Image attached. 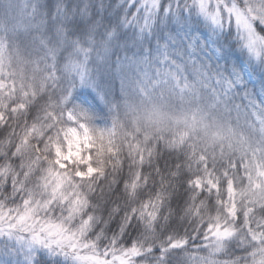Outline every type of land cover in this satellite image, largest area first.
Listing matches in <instances>:
<instances>
[{
    "label": "snow or ice",
    "instance_id": "1",
    "mask_svg": "<svg viewBox=\"0 0 264 264\" xmlns=\"http://www.w3.org/2000/svg\"><path fill=\"white\" fill-rule=\"evenodd\" d=\"M249 4L0 0V47L19 41L49 73L31 90L0 73V264H180L189 238L184 216L173 223L177 208L196 220L191 239L205 247L233 238L224 233V221L237 219L226 171L217 176L201 159L185 175L179 163L140 151L126 166L112 150L106 163L87 121L103 118L135 73L199 87L264 124V0ZM73 58L98 78L69 76L61 65ZM207 202L218 211L205 219ZM157 229L161 237L149 240Z\"/></svg>",
    "mask_w": 264,
    "mask_h": 264
},
{
    "label": "trees",
    "instance_id": "2",
    "mask_svg": "<svg viewBox=\"0 0 264 264\" xmlns=\"http://www.w3.org/2000/svg\"><path fill=\"white\" fill-rule=\"evenodd\" d=\"M18 2L22 5L24 0H18ZM0 51L2 53V55L0 53V65L6 63L8 67L11 66L4 68L5 70L0 66V73H3L6 79L15 80L17 88L19 82L20 85L25 86L32 82L35 85L33 88L43 89L49 73L44 65L35 63V56H29L19 41L9 42V46L0 47ZM95 55L93 53V57ZM85 63L73 58L61 67L69 76L76 74L79 69L78 79L81 75L98 78L99 74L92 71L93 65L88 64L86 69ZM8 73L11 75L9 76ZM22 77H25L26 82L21 80ZM179 92L181 91L175 89L171 83L161 84L156 79L149 80L142 75L130 73L124 87L118 90V95L111 98L106 115L103 118L97 116L89 122L96 134V144L100 148L101 158L107 163L108 153L115 150L127 166L130 160L129 152L140 151L146 158L151 154L153 163L160 161L162 164L161 158L168 159L173 165L179 163L185 175L190 171L195 173L200 167L201 159L207 160L209 170L217 176H221L226 171L230 189L227 192L228 203L235 209L233 215L237 219L228 218L224 221L226 223L224 231L233 238L216 248L205 247L199 237L195 240L191 239L194 235L196 220L177 208L173 223L174 225L179 223V218L184 216L183 227H187L189 238L187 250L178 254L181 257L180 264H223L226 258L229 264H257L264 256V227L258 226L264 225V203L258 199L262 198L263 192L259 187H255L249 193L248 188L252 187V180L256 174L251 159L260 148L257 144H250V141L256 142L259 136L255 134L253 128L246 125L241 127L243 133L229 134L228 127L235 121L227 122L223 112L211 109L210 97L203 90L198 100L189 94L181 93L179 97ZM159 105L164 107L166 114L167 112L176 114L184 112L188 116L190 113L193 121L203 118L204 124L208 125L206 128H201L202 121H200L197 123L199 126L195 127L192 126L194 122L187 121L185 122L186 130L183 131L177 118H175L177 124L175 120L168 119L157 123L153 109L155 110ZM195 108V111L191 110ZM151 109L154 113L152 116H150L151 113L149 114ZM238 129L239 126H235L236 132ZM238 143L243 145L242 148L237 147ZM149 171L150 169L146 166L145 172ZM257 181H259L258 178H256ZM224 195V181L221 177V196ZM173 207H175V201H173ZM217 211L212 202H207L203 210L205 219L208 215L215 217ZM219 212L223 216V210ZM183 227L180 228L181 235L184 234ZM218 230L220 231L219 226L216 231ZM147 236L149 240H158L161 232L157 229L155 232L148 233ZM210 243L214 244L215 241ZM241 249H247V251H241ZM225 250L228 253L227 257L221 255V252ZM194 257L200 259L196 260ZM241 257L246 259L242 260Z\"/></svg>",
    "mask_w": 264,
    "mask_h": 264
},
{
    "label": "rangeland",
    "instance_id": "3",
    "mask_svg": "<svg viewBox=\"0 0 264 264\" xmlns=\"http://www.w3.org/2000/svg\"><path fill=\"white\" fill-rule=\"evenodd\" d=\"M255 2H256V0H250V4H249L250 9L255 6ZM250 14H252V13L250 12ZM0 53H1V51H0ZM1 55H2V53H1ZM0 66L3 67V69L4 68L7 69V68L11 67V66L8 67V65L6 63L3 65L1 64ZM8 75L10 76L11 74L8 73ZM8 75H6V76L8 77ZM22 78L23 79H21V80H24L26 82L25 77H22ZM5 79H6V77H5ZM28 80H31V79H28ZM18 85H19L18 86V88H19L21 86L20 82L18 83ZM22 85L25 86L24 84H22ZM171 85L175 89L181 91L178 93L179 97H180L181 93L183 95H186V94L192 95V97H194L196 100H198L201 97L202 90H200L199 87L193 88V87H185L183 85L175 86L172 83H171ZM34 86L35 85L32 82L26 84V87L29 90H31ZM147 91H149V89H147ZM237 103H240V102L237 101ZM209 104H210L211 109L223 112L226 116L225 120H228L227 122L235 121V122H232L231 126L228 127V131L230 132L229 134L233 133V135H236L237 133H243V130L241 129V127H244L246 125V126L253 128L255 134L259 136V140H256V142H253L252 140L250 141V144H252V143L257 144L258 146H260V148L255 152V155L251 159V160H253V167H254L256 174L252 180V187L248 188V192L251 193L252 192L251 189H254L255 187H257V188L259 187V189H261L263 192V196L261 199L260 198H258V199L261 203H264L263 202L264 201V164H263L264 163V124L255 123L254 118H253L254 113L247 112L244 109L237 111L234 107H231L230 105L226 106L224 104H218L214 100H212L211 98L209 99ZM167 105H170V104H167ZM191 110L195 111L196 108L191 109ZM153 111H155V116L157 117V120H155V122L160 123V121H161V123H162V122L166 121V119H168L169 121L175 120L174 122L177 124V121L175 119V118H177L179 124L183 127V131L186 130L185 122L186 123H187V121H188V123L194 122L193 123L194 125L192 124V126L198 127L199 125L197 123H199L200 121L203 120V118H199V121L198 120L193 121L192 116L189 115L190 113L187 116L184 114V112H180V114H176L175 112H167V114H166V112H165L166 110L164 109V107L162 105L157 106V108L155 110L153 109ZM169 111H174V110H169ZM150 113H151L150 116H152L154 114V113H152V109H151V111L149 110V114ZM231 114L234 116L231 117L232 116ZM94 119L95 118H92L90 120H94ZM90 120H88L87 122L89 123ZM201 124H202L201 128H206V126L208 125V124H204V121H202ZM235 126H239V129L237 130V132L235 131ZM242 146L243 145H241L240 143L237 144L238 148H240V147L242 148ZM256 178H258L259 181L256 182ZM217 232H220V231L218 230ZM224 233H226V232L224 231ZM224 233H221V235H224Z\"/></svg>",
    "mask_w": 264,
    "mask_h": 264
}]
</instances>
